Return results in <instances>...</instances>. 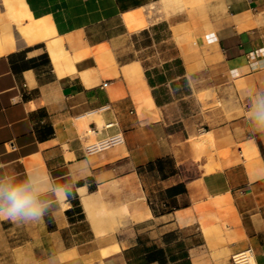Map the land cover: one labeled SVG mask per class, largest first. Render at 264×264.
Wrapping results in <instances>:
<instances>
[{"label": "crops", "instance_id": "obj_1", "mask_svg": "<svg viewBox=\"0 0 264 264\" xmlns=\"http://www.w3.org/2000/svg\"><path fill=\"white\" fill-rule=\"evenodd\" d=\"M36 22L45 38L24 33ZM260 88L264 0H0V177H81L67 208L0 219L19 264H230L248 247L264 264V142L245 119ZM207 91L208 129L175 128Z\"/></svg>", "mask_w": 264, "mask_h": 264}, {"label": "clouds", "instance_id": "obj_2", "mask_svg": "<svg viewBox=\"0 0 264 264\" xmlns=\"http://www.w3.org/2000/svg\"><path fill=\"white\" fill-rule=\"evenodd\" d=\"M249 99L253 103L245 115L248 135L253 141L264 142V88L253 90ZM68 175H72L71 171ZM80 178L78 175L72 177L68 186L57 185L50 172L43 174L38 168L25 171L22 179H18L17 174L0 177V219L30 223L67 208L69 198L78 192L76 185Z\"/></svg>", "mask_w": 264, "mask_h": 264}, {"label": "rangeland", "instance_id": "obj_3", "mask_svg": "<svg viewBox=\"0 0 264 264\" xmlns=\"http://www.w3.org/2000/svg\"><path fill=\"white\" fill-rule=\"evenodd\" d=\"M165 36V33H164ZM141 43L142 45L147 43V39L145 35H142L141 37ZM184 92V94L187 92L185 87L183 89L179 90V93ZM198 102L202 105V109L198 108L197 101L194 99H190L189 101L179 102V108L178 110L183 112L185 115L182 117L184 119L183 122H179L175 125V128H184V124L193 126L195 123L199 129H208V122L209 117L212 116L213 110L215 107H222L221 102H214L215 96L210 92L207 91L205 94L197 95ZM216 103V104H215ZM205 116V119L203 118ZM178 120L181 118H177ZM212 119V118H211ZM202 133L203 130H202ZM202 139V138H201ZM201 139H194L190 138V144L192 148L198 153L199 151L202 153H206L207 156H209V145L206 146H200L198 145V141ZM186 177H192L194 176V169L187 168L185 169ZM21 237H19L18 232L15 231V233H12L10 231H6L5 227H0V264H19L21 263V257L19 254H17L13 249L17 247V245H20ZM231 257V255H230ZM229 257V263L231 264Z\"/></svg>", "mask_w": 264, "mask_h": 264}, {"label": "built area", "instance_id": "obj_4", "mask_svg": "<svg viewBox=\"0 0 264 264\" xmlns=\"http://www.w3.org/2000/svg\"><path fill=\"white\" fill-rule=\"evenodd\" d=\"M108 107H103L99 109V112L107 110ZM113 124H107L103 128L109 129ZM124 144V139L121 134H114L98 140L94 143L85 146L84 151L87 156L96 155L113 148L122 146ZM231 264H256L254 252L251 248H245L241 251L235 252L230 257Z\"/></svg>", "mask_w": 264, "mask_h": 264}, {"label": "bare ground", "instance_id": "obj_5", "mask_svg": "<svg viewBox=\"0 0 264 264\" xmlns=\"http://www.w3.org/2000/svg\"><path fill=\"white\" fill-rule=\"evenodd\" d=\"M7 1H8V0H7ZM7 3H8V2H7ZM8 6L10 7V3H8ZM40 22H43V21H40ZM32 23H33V22H32ZM36 23H37V22H36ZM20 25L22 26V24H20ZM29 26H30V25H29ZM25 28H26V29H25ZM25 28H24V26H23V28H22V29L24 30V33L30 34V36H31V34H33V33H34V34L42 33V35H43L42 37L45 38V37H44V34L46 35L45 32L48 31V29H49L50 27L47 28L45 25H43V24H41V23H37L35 26L28 27V28L25 27ZM20 29H21V27H20ZM22 29H21V30H22ZM43 32H44V34H43ZM22 33H23V31H22ZM40 35H41V34H40ZM46 36H47V35H46ZM46 38H48V37H46ZM50 38H51V37H50ZM44 40H45V39H44ZM47 40H48V39H47ZM203 140H204V139H203ZM203 142H204V141H203ZM199 143H200V142H199ZM85 201H86V200H85ZM86 202H87V201H86ZM95 202H97V201H95ZM100 202H101V201H100ZM88 203H90V202H88ZM91 203H92V201H91ZM90 205H94V204H90ZM86 206H87V209H89V208H88V207H89L88 204H86ZM94 206H95V205H94ZM98 206H99V205H98ZM90 207H91V206H90ZM89 210H90V209H89ZM89 210H88V211H89ZM91 210H92V209H91ZM101 210H104L103 207H101ZM88 211H87V213H88ZM95 211H96V210H95ZM89 213H91V212H89ZM92 215H93V217H92ZM92 215L89 216V217L93 218L94 220H96V217L102 219V221H103L104 219H106V220L108 219V220H109V218H108V214H107L106 212H104V211L97 212L96 214L94 213V214H92ZM126 217H127V216H126ZM91 218H90V219H91ZM128 219H129V218H128ZM128 219H127V220H128ZM123 221H124V220H122V222H123ZM125 221H126V220H125ZM98 222H99V221H98ZM122 222H121V223H122ZM127 222H128V221H127ZM106 223L108 224V222H106ZM121 223H120V224H121ZM107 224H106V225H107ZM99 225H100V224H99ZM101 225H104V224L101 223ZM106 225H105V226H106ZM113 225H114V224H113ZM121 225H122V224H121ZM121 225H120V227H121ZM124 225H125V222H124ZM126 225H128V224H126ZM95 226H96V225H95ZM97 226H98V224H97ZM97 226H96V227H97ZM96 227H95V228H96ZM109 227H111L110 224H109ZM113 227H115V226H113ZM113 227H112V228H113ZM96 229H97V228H96ZM108 229H109V228H108ZM108 229H107V230H108ZM110 229H111V228H110ZM101 230H102V229H101ZM112 230H113V229H112ZM98 232H99V231H98ZM100 232H102V231H100ZM103 234H104V233H103ZM103 234H102V235H103ZM19 254H20V253H19Z\"/></svg>", "mask_w": 264, "mask_h": 264}]
</instances>
